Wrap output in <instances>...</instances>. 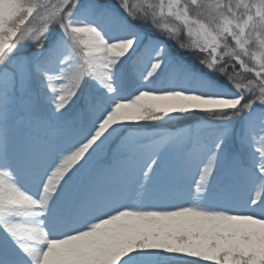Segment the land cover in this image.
<instances>
[{
	"label": "snow or ice",
	"instance_id": "obj_1",
	"mask_svg": "<svg viewBox=\"0 0 264 264\" xmlns=\"http://www.w3.org/2000/svg\"><path fill=\"white\" fill-rule=\"evenodd\" d=\"M0 264H264V0H0Z\"/></svg>",
	"mask_w": 264,
	"mask_h": 264
}]
</instances>
